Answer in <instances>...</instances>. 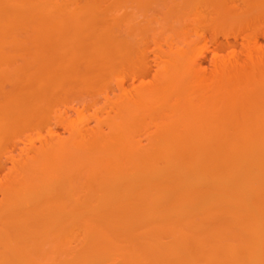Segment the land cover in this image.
I'll return each instance as SVG.
<instances>
[{
	"label": "bare ground",
	"instance_id": "obj_1",
	"mask_svg": "<svg viewBox=\"0 0 264 264\" xmlns=\"http://www.w3.org/2000/svg\"><path fill=\"white\" fill-rule=\"evenodd\" d=\"M259 36L264 0H0V264H264Z\"/></svg>",
	"mask_w": 264,
	"mask_h": 264
},
{
	"label": "rangeland",
	"instance_id": "obj_2",
	"mask_svg": "<svg viewBox=\"0 0 264 264\" xmlns=\"http://www.w3.org/2000/svg\"><path fill=\"white\" fill-rule=\"evenodd\" d=\"M243 34L240 32H225L220 31L216 33V40L215 41H208L206 46L202 49V53L198 58V63L204 68L209 70L213 67V61H214V52L216 47L218 46H224L228 47L230 44L236 45L237 50L241 51L243 47ZM259 42L264 47V36H259ZM160 49H158L157 43L155 41H150L148 46V72L145 77L146 80H149L152 78V75L155 73V70L157 69V62H156V55L159 53ZM141 77L134 76L133 74H129L118 81H115L113 84L112 89H110V95L114 96L115 94L119 93V87H131V86H137L140 83ZM102 102L103 97L101 98ZM80 105L77 101L72 102L68 106L61 109L60 113H63L65 118L70 117L71 115L75 114L76 108ZM107 110V109H106ZM89 125L94 124V120L88 121ZM51 127L56 130L61 135H67L68 131L64 128V126L60 123H56V120L52 121ZM45 137H48V134L46 132V129L42 131L41 136H36L34 138V142L36 145H40L41 141L45 139ZM144 142H146V139H144ZM24 145L23 139H17L14 142H12L8 149L0 156V180L3 179V177L9 173L10 166L12 165V158L19 159L24 152L21 151V147ZM2 195L0 192V199Z\"/></svg>",
	"mask_w": 264,
	"mask_h": 264
}]
</instances>
